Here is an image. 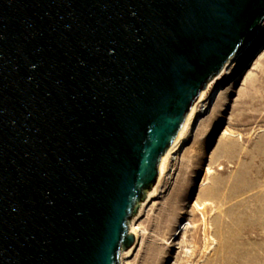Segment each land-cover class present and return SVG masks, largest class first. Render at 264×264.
<instances>
[{
  "label": "water",
  "instance_id": "95a60500",
  "mask_svg": "<svg viewBox=\"0 0 264 264\" xmlns=\"http://www.w3.org/2000/svg\"><path fill=\"white\" fill-rule=\"evenodd\" d=\"M264 33V0H0V264H135Z\"/></svg>",
  "mask_w": 264,
  "mask_h": 264
},
{
  "label": "rangeland",
  "instance_id": "374dc122",
  "mask_svg": "<svg viewBox=\"0 0 264 264\" xmlns=\"http://www.w3.org/2000/svg\"><path fill=\"white\" fill-rule=\"evenodd\" d=\"M260 46L264 33L148 227L135 264H264V56L246 75ZM225 127L239 136L219 138ZM198 194L208 201L203 210L193 206ZM202 213L213 241L204 239ZM181 222L191 224L177 244Z\"/></svg>",
  "mask_w": 264,
  "mask_h": 264
},
{
  "label": "bare ground",
  "instance_id": "6f19581e",
  "mask_svg": "<svg viewBox=\"0 0 264 264\" xmlns=\"http://www.w3.org/2000/svg\"><path fill=\"white\" fill-rule=\"evenodd\" d=\"M254 56H255V59L253 60V62L251 63V69H248V72L246 75H249L252 73V69L256 66L257 63H259L260 59L264 56V46H260V48L254 53ZM262 129V128H261ZM263 131H264V128H263ZM237 132V131H236ZM235 131H233L231 128H228V127H225L223 129V131L221 132L219 138L221 139H232V138H235L236 136H239V134H236ZM241 135V134H240ZM238 138V137H237ZM212 173V169L211 167L208 165L205 169V175H206V179H209L210 175ZM203 183V181H202ZM205 184V183H204ZM204 185L203 184H200V188H202ZM207 198H204L202 199V197L198 194V196L196 197V200L193 201V206H195L196 208L198 209H204L206 208V205H207ZM203 212V211H202ZM201 221H202V224L204 226V229H203V234H205V237L204 238L205 240H214V238L212 236H210L207 232V229H208V223L206 222V218H205V215L204 213H202V217H201ZM191 224V222H187L186 224H184L182 226V222L179 224L180 226V231L179 233L177 234V236L173 239V241L178 238L180 235H181V238L182 240H179L177 242V244H180L181 242H186V237H185V234L187 232V226H189ZM182 226V227H181ZM178 240V239H177ZM206 242V241H205ZM206 244V243H205ZM204 244V246H205ZM192 247V245L190 246ZM209 248V245L205 246V249H208ZM186 253L187 255L191 256L193 254V249H188V247H186Z\"/></svg>",
  "mask_w": 264,
  "mask_h": 264
}]
</instances>
